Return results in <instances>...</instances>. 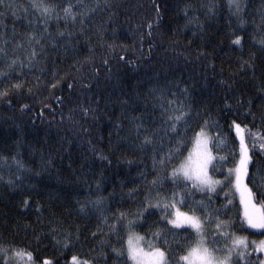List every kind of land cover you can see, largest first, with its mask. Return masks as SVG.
I'll list each match as a JSON object with an SVG mask.
<instances>
[{
	"label": "trees",
	"instance_id": "obj_1",
	"mask_svg": "<svg viewBox=\"0 0 264 264\" xmlns=\"http://www.w3.org/2000/svg\"><path fill=\"white\" fill-rule=\"evenodd\" d=\"M58 2L66 5L78 0H44L46 4ZM80 2L84 7L76 11H88L97 4V0ZM210 2L217 5L214 15L200 8L201 3ZM14 3L27 4L29 0ZM99 3L101 7L89 12L90 19L85 22L88 39L85 36L73 39L75 47L67 52L63 48L49 49L47 60L39 65L46 71L24 69V75L19 77L26 81L23 90L10 94L11 104L0 101V156L8 158L7 164L0 166V246L31 252L33 264L45 258L72 264L73 255L81 261L95 258V264H114L112 248H122L125 253L116 264H132L127 258L130 233L142 236L151 245L176 251L174 235L184 243L182 237L186 233L181 229L169 231L172 226L167 224L166 217L172 209L166 212L165 204L172 202L174 192L182 211L191 213L199 201L209 205L208 211L227 205V212L221 213L220 218L234 226L225 231L251 240L263 237L264 230H252L244 222L242 204L232 184L233 169L240 157L235 120L242 128L248 126L244 135L252 159L245 185L253 192L264 193V151L260 148L264 143V121L258 118L253 121L235 103L242 98L247 108L250 99L257 117L264 111V45L259 43L264 38V28L258 27L264 0H241L246 11L239 17L233 15L234 7L230 11L229 0H99ZM185 3H193L198 10L190 9L186 16ZM57 11L63 15L62 8ZM4 23L11 28V13ZM22 23L17 22V31H30ZM80 27L79 20L75 25L71 20L67 25L63 20L59 24L55 20L50 23L53 35L58 28L77 33ZM100 32L104 34L103 47ZM235 35L242 37L241 45L232 43ZM18 39L27 44L23 35ZM111 43L117 45L114 51L107 47ZM89 45L94 49L91 54ZM124 49L126 60L121 62L118 57L124 54ZM9 54L12 55L11 46ZM15 55L25 59V50L18 49ZM90 55L93 59L81 68L78 61ZM105 58L110 64L101 67L97 74L92 66L102 64ZM77 68L81 70L77 72ZM0 70L7 71L2 62ZM61 76L65 80L55 88L50 87ZM35 77L41 83L37 84ZM14 82L15 73L10 80L0 79V90ZM68 83L74 87L69 89ZM162 97L165 105L170 100L176 101L171 106L177 110L175 114H179L181 105L183 111H190L188 131L185 133V126L179 129L186 146L181 155L163 167L159 165L160 157L167 156L175 147L177 137L170 131L166 133L159 120L153 124L150 119L158 117ZM226 98L230 109L225 106ZM21 105L26 107L21 110ZM82 107L95 112L85 117ZM133 117H143L147 127V131L141 129L139 136L135 125L140 121L133 122ZM205 120L215 123V127L205 128L210 139L215 137L214 143H210L216 158L210 175L221 181L210 202L208 193L197 191L182 180L174 184L169 175L189 155L195 133ZM157 127L159 134H153ZM144 135H152L153 144L141 149ZM98 153L108 159H100ZM13 157L23 164L22 168H18ZM97 199H102L99 210L88 203ZM254 201L264 207V196H257ZM82 204L86 205L84 211ZM145 207L144 216L137 218V211ZM121 212L127 213L126 220L111 229L116 223L113 216ZM195 214L203 213L197 210ZM134 219L135 227L129 230L124 226ZM57 227L53 233L52 229ZM157 232L159 236L154 235ZM231 239L232 236L221 238L216 246L226 250ZM249 252V264H259L261 252L251 247ZM8 255L11 257V252ZM3 257L0 253V264ZM11 260L12 264H21L25 258L11 257Z\"/></svg>",
	"mask_w": 264,
	"mask_h": 264
},
{
	"label": "snow or ice",
	"instance_id": "obj_2",
	"mask_svg": "<svg viewBox=\"0 0 264 264\" xmlns=\"http://www.w3.org/2000/svg\"><path fill=\"white\" fill-rule=\"evenodd\" d=\"M106 6V5H105ZM84 5L78 0L76 4L71 2L66 5L58 2L53 4H46L44 0H29L27 4H16L14 0H0V62H2L7 71L0 70V79L10 80L12 79L13 73L16 74V82L8 84L2 90H0V101H7L9 104L12 103L10 99V94L20 93L26 81L19 79L20 76L24 75V69L29 71L37 69L41 73L46 71V68L39 67V65L47 60L49 49L55 51L57 48H63L65 52L69 48H74L72 41L73 39H78L79 36H85V39H88L86 34L85 22L87 19H90L89 12H95L96 8H100L101 5L99 0H97L96 8L89 9L88 11H76L75 9H80ZM217 7L215 3L210 2L205 5L204 3L200 4V8L206 9L208 14H215L214 10ZM235 8L233 15L239 17L241 13L246 11V6H242L241 0H229V9ZM62 8L63 15L61 16L57 9ZM23 10L22 12L20 10ZM198 10L195 8L193 3H185L184 12L187 16L189 10ZM9 13L13 17V23L11 28L4 23L5 19L8 18ZM259 15L261 17L260 24L258 27L264 28V11H260ZM23 21L22 26L24 29H30V31H25L23 33L17 31V22ZM55 22L59 24L61 20L67 25L68 21L71 20L72 24L75 25L76 21L79 20L81 27L77 33L67 32L62 29H57L55 35L50 31V23ZM243 23V21H241ZM102 27V26H101ZM151 27V25H149ZM23 35L26 37L27 44L23 40L18 39ZM103 32H100L101 37V47L104 46L105 42L103 40ZM113 35H115V29L113 30ZM143 40V38H141ZM63 41V43H61ZM242 37L235 35V39L232 41L235 45H241ZM259 43L264 45V38H262ZM9 46H11V53L9 54ZM108 49L115 50L117 45L115 43L107 44ZM23 48L25 50V59H21L20 56L15 55L18 49ZM28 49H31L29 52ZM89 53L93 52V47L89 45ZM127 50L124 49V54L119 55V60L124 62L126 60ZM43 58V61L41 60ZM93 57L88 56L84 58V61H78L81 68L84 63H90ZM131 63V61H129ZM248 62H243L247 64ZM110 60L108 58L103 59L102 64L93 65V70L98 74L101 67H108ZM242 64V67H243ZM251 66V65H249ZM17 68L19 71L17 72ZM81 69L77 68L76 71L79 72ZM109 71L111 69L109 68ZM53 76H56L55 70L53 71ZM37 84L41 83L39 77H35ZM62 80H65V76H61L59 80H55L50 87L55 88ZM224 83V82H222ZM67 87L72 89L74 87L73 83H68ZM31 92V88L28 90ZM186 91V89H185ZM175 95V94H173ZM57 99H60L59 97ZM176 101H168L167 105L163 102V97L161 98V103L159 104L160 112L158 117H150L153 124L157 123L165 129V132H172L176 135L177 139L175 142V147L169 150L167 156H161L159 160V165L163 167L166 162H170L176 156L182 154V149L186 146V141L181 135L179 129L182 126H185V133L188 131V120L190 117V111H183V105L179 111V114H175L176 109H172V105ZM227 108H231L228 98L224 101ZM236 105L239 108H243L244 114L251 115L253 121H256L257 118L261 121H264V111H261L259 117L252 111V100H248V107L244 108L245 101L242 98H238L235 101ZM264 104V101H262ZM26 106L21 105V110ZM155 107V106H154ZM81 111L85 117H88L90 113H94L95 110L90 107H82ZM71 119V116L69 117ZM95 119V116H93ZM139 120V123H136V132L139 136L141 129L147 131V127L144 123L143 117H133V122ZM233 125L236 130V134L240 140V160L235 169V186L237 191L241 193V204L243 205V217L244 222L251 229H261L264 230V207L257 208L256 204L253 203L257 196H264V193L253 192L251 189L244 185L241 187V178L243 175H248L249 162L252 157L249 155V148L245 141L244 132L247 129V125H244L242 128L239 123L235 120ZM119 129V125L117 126ZM215 127V123L210 124L208 120H205L204 124L200 126V131L195 133V152H189V155L176 167H173L170 172V177L173 180V183L176 184L181 180L185 185L191 184L192 187L202 193L209 194V202L211 201V195L216 192V186L221 183L219 180H214L210 176V166L214 168V160L216 159L212 153V150L209 148L210 143H214L215 137L211 139L205 132V128ZM85 131H87L85 129ZM160 128H154L153 134H159ZM251 134V133H249ZM153 144L152 135H144L143 141L141 142V149L147 147L148 145ZM260 148L264 151V143L260 144ZM95 151V149H93ZM154 157H153V167L157 165L155 159V148H153ZM100 159L107 160L108 157L102 153H98ZM14 163L18 168H22L23 164L20 161H16L15 158H12ZM8 158L0 156V166L7 164ZM232 175V170H229V176ZM2 179V177H0ZM12 183V181H9ZM153 184L157 183V180L152 181ZM176 193H173V198L171 203L165 204V211L169 208L175 209L174 213L169 214L166 217L167 224L171 225L172 228L169 231H175L176 229H181L186 234L182 237L184 243H180L179 240H176L174 235L173 239L176 243V251L171 249H162L161 247L155 245H149L148 250L140 247L138 241L142 240L143 237L134 236L129 234L127 241V258L132 261V264H240L241 261H244V264H249L251 260V253L249 248L251 247L256 252L264 253V240L259 242L252 241L249 243L246 238L235 236L234 234L225 231V229L231 228L234 225L229 220H222L220 218L221 213H226L228 210L227 205H223L221 208H215L211 211H208L209 205L204 201L196 202L193 207L191 214L189 212H183L177 207L176 202ZM25 205L28 204V201H24ZM88 203L92 204L94 208L99 210L100 205L102 204V199H97L95 201L89 200ZM185 203V198L182 196L180 204ZM230 203V202H229ZM86 205H81V211H84ZM159 207V203L156 205ZM202 211V215H196V211ZM147 207L143 210H138L135 216L137 218L143 217ZM127 213L121 212L118 216H113V220L116 222L111 225V229H115L122 221L126 220ZM108 217L104 218L106 222ZM213 221L215 223L213 224ZM137 225V220H128L124 225L129 230ZM188 229L192 231L189 232ZM57 228H53L52 232L56 233ZM261 234H264L262 232ZM154 235L159 236L160 233H154ZM229 236H232L231 246L227 247L226 250L217 247L221 238L227 239ZM96 237V233H93V238ZM79 237H77L78 239ZM55 239V235L53 236ZM70 242V241H69ZM59 244L60 241L57 240ZM167 243V241H166ZM68 247V244H65V248ZM11 252V257H22L26 255L29 260H32V253L26 252L24 249H16L12 247H3L0 246V253L4 254L3 264H12L11 257L8 253ZM112 252L115 254L116 262L119 261L121 257L125 255L124 250L112 248ZM222 253V254H219ZM106 255V254H104ZM169 256H172L173 259L169 260ZM259 260V258H257ZM72 264H95V258L89 260L84 259L80 261L76 255L71 257ZM114 262V264H116ZM42 264H59V261H53L48 258H45ZM259 264H264V260H259Z\"/></svg>",
	"mask_w": 264,
	"mask_h": 264
},
{
	"label": "rangeland",
	"instance_id": "obj_3",
	"mask_svg": "<svg viewBox=\"0 0 264 264\" xmlns=\"http://www.w3.org/2000/svg\"><path fill=\"white\" fill-rule=\"evenodd\" d=\"M205 132H206V134H207L208 137H209V134L207 133L206 130H205ZM209 138H210V137H209ZM194 140H195V138H194ZM209 148H210V144H209ZM191 152H193V154H194V152H195V143H194V141H193V145H192ZM239 160H240V157H239ZM239 160H238V163H239ZM238 163L236 164V166H235L234 169H233L234 174H235V169H236ZM210 168H211V166H210ZM209 174H210V173H209ZM210 176H211V175H210ZM211 177H212V176H211ZM213 179H214V178H213ZM234 179H235V177H234ZM214 180H216V179H214ZM244 181H245V175H243L242 178H241V187H242V188H243V186L245 185V182H244ZM232 186H233V187H232L233 191H234V192L236 193V195L239 197V200H240V202H241V193H240L239 191H237V189H236V186H235V180L233 181ZM253 203H255V201H253ZM255 204H256L257 208H260V205H259V204H257V203H255ZM177 207H178V206H177ZM242 208H243V205H242ZM180 210H181V209H180ZM181 211H182V210H181ZM243 211H244V209H243ZM174 212H175V209H172V212H170V214H171V213H174ZM183 212H185V211H183ZM190 214H191V213H190ZM252 230L261 231V229H252ZM134 236L142 237V236H140V235H134ZM242 238H246V237H242ZM261 240H264V236H263V237H260V238H257V239H253V240L247 238V241H249L250 243H251L252 241L259 242V241H261ZM138 243H139L140 247L144 248L145 250H148L149 245H151V244H150L149 242H147L144 238H143L142 240L138 241ZM219 254H222V253H219ZM261 256H262L261 260H264V253H261ZM23 257L25 258V260L22 261V262H20L21 264H33L32 260H29L28 257H27L26 255H24ZM79 260H80V259H79ZM80 261H81V260H80ZM39 264H42V262H40Z\"/></svg>",
	"mask_w": 264,
	"mask_h": 264
}]
</instances>
